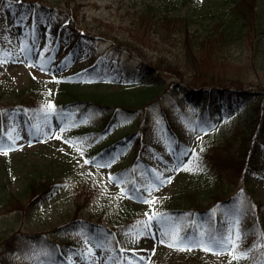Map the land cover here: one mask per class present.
<instances>
[{
    "label": "rangeland",
    "instance_id": "rangeland-1",
    "mask_svg": "<svg viewBox=\"0 0 264 264\" xmlns=\"http://www.w3.org/2000/svg\"><path fill=\"white\" fill-rule=\"evenodd\" d=\"M229 4V0H0V82L9 90L24 89L34 80L38 88L50 91L53 83L78 78V90H119L123 80L134 84L143 77H124L114 66L117 62L136 73L148 64L171 87L174 83L189 88L241 87L250 92L245 119L242 108L208 119L200 118L196 108L172 105L176 103L172 100L146 106L125 122L147 124L149 133L132 126L136 135L118 147L111 160L91 157L90 144L71 135L78 131L70 120L72 112L51 114L42 122L19 111L11 114V124L0 132V264H179L187 257L189 262L212 264L230 255L220 249L216 251L221 254L202 250L200 242L209 240L193 210L183 221L194 225L198 235L179 246L181 220L166 211L187 192L195 193L190 198L213 213L223 214L220 200L233 193L241 195L240 202L245 200L242 215L249 214L246 207L253 200L264 203V126L258 123L264 118V34L250 35L244 42L238 37V44L222 46L208 23ZM161 10L195 19L188 28L189 40L176 28L156 24ZM256 13L264 28V0H257ZM105 59L109 62L104 68ZM93 64L97 77L85 78L83 70ZM13 96L1 93L0 101L9 103ZM165 107L176 134L185 137L180 151L164 124ZM88 120L95 125L100 116ZM246 124L254 125L251 133H245ZM130 126L122 132L131 131ZM229 150L239 154H234L239 163L230 160ZM198 153L206 157H197ZM123 165L129 167L128 178H118L113 170ZM45 171H63L67 179L46 197L29 199L23 209L1 207L4 193L20 191ZM185 200H190L188 195L181 199ZM128 219L137 224L127 229L120 247L109 246L113 240L109 236L98 237L96 227L87 230L82 225V220H89L109 227L113 236ZM236 220L234 215L224 218L226 229L211 236L234 235ZM25 233L41 237L30 241L22 237ZM173 235L178 238L176 247L169 246ZM11 236L14 239L3 246Z\"/></svg>",
    "mask_w": 264,
    "mask_h": 264
},
{
    "label": "trees",
    "instance_id": "trees-1",
    "mask_svg": "<svg viewBox=\"0 0 264 264\" xmlns=\"http://www.w3.org/2000/svg\"><path fill=\"white\" fill-rule=\"evenodd\" d=\"M230 4L226 8V11L221 10V13L217 10V16L215 21H209L210 29L212 33L219 35V42L222 46H232L238 44L241 39L243 42L248 36H254L256 34H264V28L257 23L256 6L257 0H229ZM23 6V2H16ZM156 24L160 21L165 25L176 28L182 31L186 39L188 37V28L194 24L195 19L190 14L184 15H170L167 10H161L156 17ZM213 35V34H212ZM239 37V40L237 39ZM221 38L223 40H221ZM196 40V38H194ZM200 43V42H199ZM186 48V47H185ZM222 49V48H221ZM187 54L189 48H186ZM105 57L108 55L105 54ZM111 58V57H110ZM105 64H108V60H104ZM122 69L123 76L139 78V75L143 74L139 80L134 84L126 85L122 83V87L119 90H105V91H83L75 89L77 84H81V81H64L60 82L54 87L51 86L50 91H46L44 88H38L39 83L32 80L30 84L21 90L12 91L7 88L6 85L0 83V94L8 95L13 94L14 99L9 103L0 101V131H3L10 125V116L16 111L23 113L27 118H36L38 120L45 119L49 116V113L55 115L61 114L63 111L72 112V120L74 122L73 127H79L78 132L72 133L75 137L80 136L85 142L90 144V151L88 152L91 157H95L99 160L112 159L115 150L118 147H122L126 141L136 135L134 128L131 125V131L122 132L126 123H117V120L134 117L136 114L145 109L146 106H156L160 103H166L172 100L176 103V106L182 108L187 106L189 108H198L201 118L204 116H210L217 112H224L230 108H235L239 113L242 108L244 112V119L250 113L248 111V102L250 101V92L243 90L241 87L235 89H219L212 86H206L195 88L191 86H178L176 83L171 87L169 84H165L164 81L159 80L156 69L150 67L148 64H143V72H130L127 67L121 66L120 63H115ZM97 67L92 65L82 72L85 78H96ZM63 81V80H62ZM95 82V81H94ZM171 87V88H170ZM49 93V94H48ZM161 97L158 100L153 99ZM146 101H150L145 103ZM51 104L52 109H48L47 105ZM168 107L163 110V119L169 130L173 129L172 124L169 123L167 118ZM100 116V121L96 125H90L89 117ZM136 120V119H135ZM258 123L264 126V118H258ZM115 124L114 129H110ZM127 125V126H128ZM140 126V130L143 133H149L148 125H141L140 122L133 127ZM245 133H251L254 130L253 124H246L244 126ZM116 131L117 134L112 136V132ZM235 132V131H234ZM233 132V133H234ZM182 141L177 140L176 147L180 148ZM230 151V150H229ZM228 156L230 160H236L237 163L240 159H236L239 155L235 151H230ZM229 152V153H230ZM236 154V157L234 156ZM205 158L206 153H198L197 157ZM139 160H144L143 157ZM218 163L217 161H214ZM140 165L142 162H135ZM133 163V164H135ZM115 175L118 178H127V172L129 167L127 165L116 166L114 169ZM133 173L136 170H132ZM63 171L59 172H41L38 176H34L20 189V191H7L1 197V207L9 209H23L26 202L33 197L44 198L50 192V190L60 181L66 180ZM181 199L188 195L190 200L181 201L178 198L175 199L169 206H166V211L175 213V218L180 219L178 225V232L181 240H188L197 236V231L192 224H185L183 221L185 217H188L187 212L193 210L194 213H198L203 221L202 225L203 236L206 239L212 234H217L225 230V223L223 219L234 215L237 216L236 223H238V232L240 234L239 247L236 251L238 259H233L231 255L225 258L218 259L216 263L212 264H264V203L253 200L250 208L246 207V211L249 214H243L240 209L245 206V200L239 201L240 194H229L224 200H220L222 209L224 212L213 213L209 211V207H202L199 203L200 200L194 201L190 198L195 193L187 192L181 194ZM185 202V203H183ZM237 210V211H236ZM184 214V215H183ZM248 215V216H247ZM137 224L133 219H128L126 227L119 229L121 231L114 232L113 236L110 234L111 228L92 224L89 220H82V225L85 229L90 230L95 228L98 230L97 236L100 238L111 237L113 240H109L108 243L111 247H120L124 244V236L130 225ZM113 233V232H112ZM15 236H11L3 241V246H7ZM23 238L31 241H38L41 237L40 234H22ZM17 238V237H16ZM19 238V237H18ZM21 239V238H20ZM184 242V241H183ZM183 244V243H181ZM55 249L52 250V252ZM51 254V253H50ZM50 254L44 255L43 258L48 259ZM191 259V258H190ZM221 260V262H220ZM207 262V261H206ZM220 262V263H219ZM198 262H189L188 257L179 264H197ZM202 264H211L209 262Z\"/></svg>",
    "mask_w": 264,
    "mask_h": 264
},
{
    "label": "snow or ice",
    "instance_id": "snow-or-ice-1",
    "mask_svg": "<svg viewBox=\"0 0 264 264\" xmlns=\"http://www.w3.org/2000/svg\"><path fill=\"white\" fill-rule=\"evenodd\" d=\"M2 62V61H0ZM31 66V65H30ZM52 105L49 103L47 105V108L48 109H52ZM2 150V149H0ZM6 154V153H5ZM84 163H90V161L88 160H85ZM97 167H105V166H108V165H96ZM114 178L112 177H109V182H113ZM170 182V178H169V181ZM161 183H163V181H161ZM143 202L145 203H153L154 201H147V200H143ZM147 215V214H146ZM155 219V216H149L148 217V220L151 221ZM147 227V224L145 225ZM177 237L175 235H173V242L171 244H169L170 247H176L178 246L177 244ZM240 234L239 232H235V234H229L227 236H211L209 237V241L207 244H205L203 241L200 242V244L202 245V250H205V251H213L214 254H221L220 251H216V249H220L221 251H228L229 254L232 256V258L235 260V259H238V255L236 253V250L238 249L239 247V242H240ZM163 242V241H161ZM183 241H180V243H182ZM187 250H191L190 247L187 248Z\"/></svg>",
    "mask_w": 264,
    "mask_h": 264
}]
</instances>
